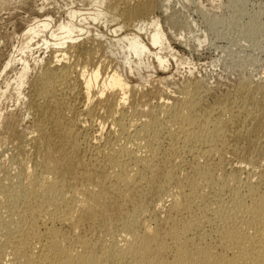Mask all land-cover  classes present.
I'll list each match as a JSON object with an SVG mask.
<instances>
[{"label": "bare ground", "instance_id": "bare-ground-1", "mask_svg": "<svg viewBox=\"0 0 264 264\" xmlns=\"http://www.w3.org/2000/svg\"><path fill=\"white\" fill-rule=\"evenodd\" d=\"M190 2L0 0V264H264V76Z\"/></svg>", "mask_w": 264, "mask_h": 264}, {"label": "rangeland", "instance_id": "rangeland-1", "mask_svg": "<svg viewBox=\"0 0 264 264\" xmlns=\"http://www.w3.org/2000/svg\"><path fill=\"white\" fill-rule=\"evenodd\" d=\"M179 11L195 21L196 34L207 32V46L191 57L207 82L223 87L241 75L264 76V0H191L189 7ZM211 21L218 24L212 26ZM181 69L178 73L172 70L174 81L185 76L186 68Z\"/></svg>", "mask_w": 264, "mask_h": 264}]
</instances>
